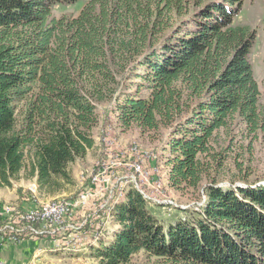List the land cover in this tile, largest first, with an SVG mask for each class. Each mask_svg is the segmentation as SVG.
I'll return each instance as SVG.
<instances>
[{"label":"trees","instance_id":"obj_1","mask_svg":"<svg viewBox=\"0 0 264 264\" xmlns=\"http://www.w3.org/2000/svg\"><path fill=\"white\" fill-rule=\"evenodd\" d=\"M242 2L0 0V188L24 171L40 187L67 179L68 165L94 146L98 107L111 103L123 131L162 141L154 159L170 187L197 191L207 181L206 202L165 229L130 186L108 207L117 230L90 244V257L264 264V185L223 187L217 178L238 125L249 143L264 133L250 60L256 33L235 22ZM67 7L76 13L54 14ZM220 134L230 141L218 152Z\"/></svg>","mask_w":264,"mask_h":264},{"label":"rangeland","instance_id":"obj_2","mask_svg":"<svg viewBox=\"0 0 264 264\" xmlns=\"http://www.w3.org/2000/svg\"><path fill=\"white\" fill-rule=\"evenodd\" d=\"M83 1H78L76 6L80 10ZM77 9V13L79 10ZM75 7L56 8L54 14H75ZM236 23L249 25L256 33L255 41L250 54L253 77L261 92L260 102L264 103L262 88L264 84V0H244L241 5V13L236 18ZM127 85V84H125ZM113 104H104L99 108V123L92 131L94 146L87 152L84 158L77 159L68 165V178H58L44 187H40L35 177H25L27 171L21 173L12 188L0 189V209L11 210L0 217V228L15 227L14 216L33 205L47 206L52 203L71 201L81 192L91 189L88 182L97 174L99 167L104 164L109 167L104 174L107 186L99 190L101 184L92 188L94 192L85 206L77 208L73 216L65 218L58 226L54 227L53 234L39 233L28 234L16 243L0 244L23 246L28 248L29 258L18 264H98V261L90 257L88 246L94 244L97 239L108 241L112 233L117 230L111 215L109 205L118 196L121 197L130 186L140 190L151 205L148 209L159 219L165 229L178 220L187 218L188 215L181 210L190 211L198 209L206 202L202 183L197 191H177L168 183L167 167L163 162L154 159L159 154L163 143L154 134H143L133 127L123 131L116 123L115 114L112 111ZM241 126L238 125L233 132L234 141L229 150V159L220 175L217 176L218 186L230 187L264 185V133H259L255 141L249 143L248 139L241 135ZM240 132V133H239ZM109 134V142L105 145L104 135ZM218 152L227 146L230 139H225L220 134ZM139 157V158H137ZM137 163L141 171L135 172L129 167ZM245 184V185H244ZM20 228L25 224H17ZM70 226V227H67ZM37 232L42 231L41 226H31ZM90 228L98 230L95 237L88 231ZM28 230V229H26ZM52 246L53 251L47 248ZM42 248V249H41ZM37 254V255H36ZM4 264H9L0 259ZM144 255L135 257V263H142Z\"/></svg>","mask_w":264,"mask_h":264},{"label":"built area","instance_id":"obj_3","mask_svg":"<svg viewBox=\"0 0 264 264\" xmlns=\"http://www.w3.org/2000/svg\"><path fill=\"white\" fill-rule=\"evenodd\" d=\"M103 143L105 145H112V143L109 142V134L106 133L104 135V141ZM139 158V157H137ZM129 167L133 169L135 172H140L141 168L140 166L135 162L133 164H130ZM109 167L102 164L97 174H95L91 180H90V188L84 192H81L77 198L71 200V201H64L62 203H55L54 206H41V205H33L32 207H29L26 210L19 211L15 214L13 219V224L15 227H6V228H0V244H10V243H16L21 240V237H23L24 232L27 236L28 234L38 235L39 233H48L53 234L56 227H58L65 218H69L73 216L77 208H82L87 204V202L93 198L94 192L92 191V188H94L95 185L101 184L102 186L99 187V190H102L104 186H107V179L104 177V174L108 173ZM11 210H1L0 209V217L3 213H9ZM25 224L26 227H18L17 224ZM33 225H39L41 226L42 231L37 232L34 228L31 226ZM55 227V228H54ZM70 227V226H67ZM28 229V230H26ZM0 264H4L2 261H0Z\"/></svg>","mask_w":264,"mask_h":264},{"label":"crops","instance_id":"obj_4","mask_svg":"<svg viewBox=\"0 0 264 264\" xmlns=\"http://www.w3.org/2000/svg\"><path fill=\"white\" fill-rule=\"evenodd\" d=\"M51 247L52 246L46 247L44 249L41 248V251H45L47 248H49V251L51 252L53 251ZM28 252V248L25 249L23 246L1 245L0 259L9 264H18L30 259Z\"/></svg>","mask_w":264,"mask_h":264},{"label":"bare ground","instance_id":"obj_5","mask_svg":"<svg viewBox=\"0 0 264 264\" xmlns=\"http://www.w3.org/2000/svg\"><path fill=\"white\" fill-rule=\"evenodd\" d=\"M55 205V203H52V204H50V205H47V206H54Z\"/></svg>","mask_w":264,"mask_h":264}]
</instances>
